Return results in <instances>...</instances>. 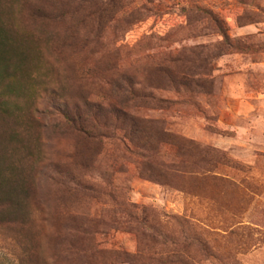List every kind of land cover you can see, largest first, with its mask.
<instances>
[{
    "label": "rangeland",
    "instance_id": "374dc122",
    "mask_svg": "<svg viewBox=\"0 0 264 264\" xmlns=\"http://www.w3.org/2000/svg\"><path fill=\"white\" fill-rule=\"evenodd\" d=\"M1 10L39 58L0 82V103L20 104L27 128L0 149L25 173L18 219L0 217V264H264V0H1ZM146 53L143 81L171 101L140 111L154 158L62 118L66 102L130 99L108 81L147 66Z\"/></svg>",
    "mask_w": 264,
    "mask_h": 264
},
{
    "label": "trees",
    "instance_id": "16d2710c",
    "mask_svg": "<svg viewBox=\"0 0 264 264\" xmlns=\"http://www.w3.org/2000/svg\"><path fill=\"white\" fill-rule=\"evenodd\" d=\"M12 30L13 28L3 18L0 0V82L4 79L15 81L18 72L31 70L35 66L31 62L39 58L37 55H31L29 48H25L26 43H29L28 38L19 32L13 35ZM144 59L146 62L149 61L147 66L136 65L135 73L121 74L115 81H108L114 84L120 93L130 95V99L118 103L113 101L102 103L84 98L80 107L74 104L73 108H70L66 102L60 105L58 112L68 124L87 138L109 142L111 145L123 142L126 155L154 158L157 155L154 150L158 151V148L153 145L155 139L151 138L150 141V137L146 139L140 134L146 130L145 125H148L144 124L145 119L140 115V111L162 109L171 101L154 92L153 89L157 90L158 87L143 81V71L146 73L147 67L151 64L150 54L146 53ZM140 61V58L135 60L136 63ZM28 62L30 65L27 68ZM15 86L17 87L9 85L8 88L10 91H16ZM55 94L56 91L51 92L50 97L55 99L56 97H53ZM22 109L18 103L11 106L0 103V117H3L6 124L3 127L4 133L1 132L0 135V149H6L9 141L20 143L22 140V132L26 128L23 115L20 114ZM154 123L161 124V121ZM120 128L124 130L123 135L116 134V130ZM6 152L0 154V203H2L0 205L4 206L0 211V217L2 216L3 222H13L18 219L17 212L24 206L20 197L25 194V173L7 160L6 157L10 154L6 155ZM69 179L71 182L77 181L73 176H69Z\"/></svg>",
    "mask_w": 264,
    "mask_h": 264
}]
</instances>
